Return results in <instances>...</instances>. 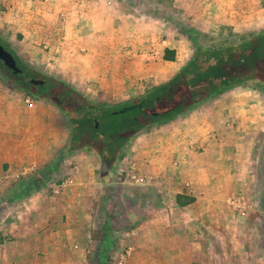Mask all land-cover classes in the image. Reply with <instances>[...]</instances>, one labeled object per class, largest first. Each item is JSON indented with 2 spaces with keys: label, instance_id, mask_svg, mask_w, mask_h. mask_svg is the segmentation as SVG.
<instances>
[{
  "label": "rangeland",
  "instance_id": "obj_1",
  "mask_svg": "<svg viewBox=\"0 0 264 264\" xmlns=\"http://www.w3.org/2000/svg\"><path fill=\"white\" fill-rule=\"evenodd\" d=\"M61 1L0 0V37L25 65L70 81L84 95L115 111L132 105L143 93L171 81L193 61L198 49L232 48L264 33V0H119L122 5L112 16L115 28L120 29L116 32L119 39L113 46H108L110 53L106 54L107 45L100 51L96 41L92 37L90 40L87 38V32L81 40L74 33L76 28L85 30L92 26L91 21L102 33V27L106 26L103 19L106 18L97 17L96 21L91 19L88 22L80 20L81 15L69 17L63 11L51 15L46 25H41L38 35L43 38L39 44L33 43L31 3L38 10L44 5L56 8ZM67 22L72 25L73 33L65 39L63 33ZM167 51H174V59L169 60L171 55ZM227 90L215 92L206 101V108L203 107L204 102L196 104L192 106L191 113L156 123L152 128L139 132L122 149L115 166L103 176L102 163L96 155L77 151L64 161L54 160L37 170L38 179L33 189L30 183L28 189L22 190V185L31 181V165L11 168V164H5L4 176L0 178V229H3L0 230V242L6 243L13 238L6 228L18 220L19 212L24 209L23 203L31 198L35 188H41L47 196H56L63 188L81 185L84 203L93 206L92 235L94 231H101V236L107 237V240L101 238L91 244L88 264H130L139 231H136L137 235L133 232L126 234L125 231L136 228L141 220L151 216V206L171 199L170 192L138 185L132 175L142 174L146 161L152 158V163L156 158L163 159L156 164L167 166V169L175 166L176 157L172 156L170 144L173 142L171 139H177V127L195 124L200 117L212 118L208 112L210 108L237 103L254 110L253 114L245 112L244 115L245 120L254 121L253 128L246 125L243 129L248 139H259V152L258 157L249 162L248 168V173L255 176L253 191L241 192L248 202V218L240 221L242 218L235 213L230 200L236 194L228 196L227 204L236 220L242 222L236 225L238 231L245 232L246 226H255L256 233L260 235L255 247L264 255V198L254 191L257 186L264 187V100L256 84L241 85L231 92ZM34 103L51 105L44 99H30L14 89L0 69V109L9 105L31 107ZM51 107L60 112L54 105ZM134 114L137 112L116 114V121L123 123ZM0 124L6 125V120L0 118ZM65 128L69 139L68 123ZM103 129L108 131L111 126L108 124ZM183 136L180 139H184ZM208 136L219 138L216 132H209ZM21 138L24 137L5 135L4 140L10 143ZM161 142L169 148L160 156L158 145ZM22 172L25 174H19Z\"/></svg>",
  "mask_w": 264,
  "mask_h": 264
},
{
  "label": "crops",
  "instance_id": "obj_2",
  "mask_svg": "<svg viewBox=\"0 0 264 264\" xmlns=\"http://www.w3.org/2000/svg\"><path fill=\"white\" fill-rule=\"evenodd\" d=\"M120 4L119 0H62L56 8L44 5L37 10L31 3V41L39 44L43 38L38 35L41 25H46V20L58 11L69 17L81 15L80 20L84 21L106 18L102 33L92 21V26L85 30L76 28L74 33L81 40L87 32V38L92 37L100 51L107 45L108 54V46L119 39L116 32L120 29L115 28L112 16L117 14ZM69 23L63 33L65 39L73 33ZM213 95L201 102L203 107H207L206 101ZM51 105L34 103L31 107L9 105L0 109V118L7 123L0 124V178L7 163L11 168L31 165L32 190L37 183V170L59 160L69 143L65 128L68 122ZM191 108L176 117L185 115ZM208 112L212 118L200 117L195 124L177 127V139H171L170 144L172 156L176 157L175 166L167 169L156 164L163 161L161 158H156L155 163L151 162L153 158L146 161L142 174L148 181L144 185L170 192L171 199L151 206V216H146L136 228L126 230V234L133 232V235L139 231L130 264H264V255L255 247L260 238L255 226H246L245 232L238 231L236 225L248 216L236 220L227 204L229 195L245 199L241 192L253 191L255 176L248 173V168L249 162L258 157L259 139H248L243 126L253 128L254 121L245 120L244 115L253 114L254 110L235 103L219 105ZM209 132H216L219 138L211 139ZM252 132L258 134L257 130ZM15 134L24 138L10 143L4 140L5 135ZM181 135L184 139H180ZM158 147L160 156L169 148L164 142ZM41 190L35 188L31 192L18 220L6 228L13 238L0 242V264H88V249L95 242L91 232L93 206L84 203V188L69 186L56 196H47ZM254 191L260 193L264 187L257 186Z\"/></svg>",
  "mask_w": 264,
  "mask_h": 264
},
{
  "label": "trees",
  "instance_id": "obj_3",
  "mask_svg": "<svg viewBox=\"0 0 264 264\" xmlns=\"http://www.w3.org/2000/svg\"><path fill=\"white\" fill-rule=\"evenodd\" d=\"M0 44L14 56L22 69V73L15 75L0 61V69L11 86L31 99L47 100L58 107L67 119L70 138L59 160L77 151H87L96 155L101 163L105 162L108 169H112L122 149L131 141L122 139H133L144 130V127L139 126V120L132 115L123 123H117L115 109L95 102L56 76L25 65L1 37ZM167 52L171 55L169 60L174 59V51ZM31 79L43 80L44 85L34 86ZM245 84H256L264 100V33L232 48L211 51L198 49L193 61L177 76L162 87L144 93L132 105L141 103L150 112L159 113V117L152 116L149 119L151 124H156L186 112L218 90ZM108 124L111 129L104 131L103 128ZM126 124H129L127 128L124 127ZM30 183H24L22 190L29 188ZM260 194L264 198V191H260ZM101 234V231H94L92 240H107Z\"/></svg>",
  "mask_w": 264,
  "mask_h": 264
},
{
  "label": "water",
  "instance_id": "obj_4",
  "mask_svg": "<svg viewBox=\"0 0 264 264\" xmlns=\"http://www.w3.org/2000/svg\"><path fill=\"white\" fill-rule=\"evenodd\" d=\"M0 61H2L4 63V65L8 68V70L13 72V74L18 75V74L22 73V69L17 64V61L14 58V56L9 51H7L1 44H0ZM30 82L34 86L44 85V81L39 80V79H31ZM133 108L134 107H132V106H128V107H125L119 111L114 112V114L126 113V112L133 110ZM97 127H99L98 123H97ZM101 170H102V172H101L102 176L108 172L109 169H108V166L105 162L102 163Z\"/></svg>",
  "mask_w": 264,
  "mask_h": 264
},
{
  "label": "built area",
  "instance_id": "obj_5",
  "mask_svg": "<svg viewBox=\"0 0 264 264\" xmlns=\"http://www.w3.org/2000/svg\"><path fill=\"white\" fill-rule=\"evenodd\" d=\"M138 185H144L148 181V177L143 174L139 175H132L131 177ZM230 203L232 204L234 210L238 213V215L241 218H244L247 216L248 208L246 205V200L242 196L234 197L230 200ZM127 254H130V252H127Z\"/></svg>",
  "mask_w": 264,
  "mask_h": 264
},
{
  "label": "flooded vegetation",
  "instance_id": "obj_6",
  "mask_svg": "<svg viewBox=\"0 0 264 264\" xmlns=\"http://www.w3.org/2000/svg\"><path fill=\"white\" fill-rule=\"evenodd\" d=\"M133 108V110L131 111H135L137 112V114L133 115V117L137 120H139V126L140 127H144L143 129L145 128H149L151 126H153L154 124H151L149 122V119L150 117H159V113H153V112H150L149 110L145 109L143 107V105L141 103H137V104H134V105H130ZM159 122H166V120H162V121H159ZM129 126V124H126L124 125L125 128H127ZM123 141H130L131 139H122Z\"/></svg>",
  "mask_w": 264,
  "mask_h": 264
}]
</instances>
